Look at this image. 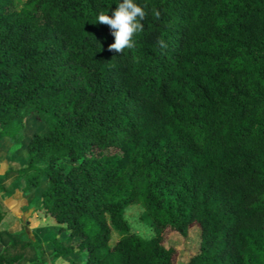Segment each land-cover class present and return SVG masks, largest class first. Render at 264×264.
Listing matches in <instances>:
<instances>
[{"label": "trees", "instance_id": "trees-1", "mask_svg": "<svg viewBox=\"0 0 264 264\" xmlns=\"http://www.w3.org/2000/svg\"><path fill=\"white\" fill-rule=\"evenodd\" d=\"M20 1L0 0V142L25 162L0 189L56 224L16 252L0 232V264H176L194 225L185 264H264V0H138L121 52L93 23L117 0Z\"/></svg>", "mask_w": 264, "mask_h": 264}, {"label": "rangeland", "instance_id": "rangeland-1", "mask_svg": "<svg viewBox=\"0 0 264 264\" xmlns=\"http://www.w3.org/2000/svg\"><path fill=\"white\" fill-rule=\"evenodd\" d=\"M21 5L22 1L17 0V6L20 7ZM14 150L15 146L8 145L3 141L0 142V179L8 168L16 167L25 162L24 156H17ZM4 186L6 190L0 189V210L8 211V215L0 224V232L8 233L16 242L17 246L14 252L20 251L22 245L28 241H44L47 235L44 236L45 230L43 228L54 227L56 223L54 218L32 202V194L28 196L22 192V182L18 178L13 176ZM125 211L126 215L124 213V217L131 231L144 238H149L153 235V226L140 218L143 213L141 204L129 205ZM119 235V232H115L113 239ZM189 237L190 240H182L177 234L170 236L169 242L181 245L176 264H185L189 253L197 249V237L199 240V228L197 225L190 228ZM49 264L51 263L49 262ZM57 264H65V259Z\"/></svg>", "mask_w": 264, "mask_h": 264}, {"label": "clouds", "instance_id": "clouds-1", "mask_svg": "<svg viewBox=\"0 0 264 264\" xmlns=\"http://www.w3.org/2000/svg\"><path fill=\"white\" fill-rule=\"evenodd\" d=\"M145 15L146 12L138 0H117L111 15L109 11H98L93 23L109 26L114 41L108 47L110 50L121 52L134 46L133 37L142 30ZM153 15L158 16V13L154 12ZM158 43L161 47L164 46V41L161 40Z\"/></svg>", "mask_w": 264, "mask_h": 264}, {"label": "crops", "instance_id": "crops-1", "mask_svg": "<svg viewBox=\"0 0 264 264\" xmlns=\"http://www.w3.org/2000/svg\"><path fill=\"white\" fill-rule=\"evenodd\" d=\"M125 215H126V211L124 212ZM129 217V216H128ZM130 218H133V217H130ZM56 224V223H55ZM43 230H45V233H44V236L48 234V227H44ZM47 230V231H46ZM154 233V232H153ZM37 237H38V234H37ZM41 238V237H39Z\"/></svg>", "mask_w": 264, "mask_h": 264}]
</instances>
